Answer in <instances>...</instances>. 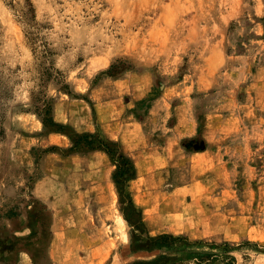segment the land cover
<instances>
[{"label": "rangeland", "instance_id": "obj_1", "mask_svg": "<svg viewBox=\"0 0 264 264\" xmlns=\"http://www.w3.org/2000/svg\"><path fill=\"white\" fill-rule=\"evenodd\" d=\"M87 133L135 164L123 198ZM231 170L233 235L148 245ZM161 255L264 264V0H0V264Z\"/></svg>", "mask_w": 264, "mask_h": 264}, {"label": "crops", "instance_id": "obj_2", "mask_svg": "<svg viewBox=\"0 0 264 264\" xmlns=\"http://www.w3.org/2000/svg\"><path fill=\"white\" fill-rule=\"evenodd\" d=\"M227 177L225 179L219 178L217 175L211 179V183L207 182L206 179H201L198 181L196 192V197L192 200V203H197L198 201L203 203V208L198 212H187L185 218H180L176 221L170 222L169 228L165 225H161L159 228H162L157 233H154L152 236L160 234H170L173 236H186L191 238L189 235L195 234V239L202 238H225L227 234L233 235L236 232L233 222L225 221L227 208L224 205H228L232 199L235 198V195H232L235 188L234 185H237V182H240L242 187L244 186V191L247 192V196H243L244 205H249L250 200V179L244 176V172H236L235 170L226 171ZM241 175V176H240ZM244 176V177H243ZM222 178V177H220ZM208 203L215 206H220L213 208L211 211L209 209ZM154 212V211H151ZM215 213V214H214ZM154 214V213H152ZM246 215V216H245ZM242 220H248L247 214L241 215ZM154 219L156 216L153 217ZM250 223L247 228H250ZM179 227L175 230V228ZM174 228V229H171ZM150 230V229H149ZM251 231H249L250 233ZM247 234V233H246Z\"/></svg>", "mask_w": 264, "mask_h": 264}, {"label": "trees", "instance_id": "obj_3", "mask_svg": "<svg viewBox=\"0 0 264 264\" xmlns=\"http://www.w3.org/2000/svg\"><path fill=\"white\" fill-rule=\"evenodd\" d=\"M42 109V108H41ZM43 111L40 110V112ZM43 122L45 125L48 124V119L43 118ZM73 147L72 151H93V150H104L111 158V160L116 165V170L113 175V179L121 197L123 198L124 192L127 193V188L129 186L130 181L136 178L137 176V169L135 164L129 158L124 151L119 147V145L115 143H108L102 138L95 136L93 134H84L83 136L76 135L72 137ZM128 200L129 206L136 211L138 216V225L140 227H144L143 219H142V212L141 210L135 205L131 195L128 193L126 195ZM183 240H187L182 237H175L170 234H161L156 237H148V245L151 247H162L163 243H168V245H174L177 242H181ZM131 264H183L180 262L177 256H170V255H161L155 260L152 261H137ZM200 264V263H199Z\"/></svg>", "mask_w": 264, "mask_h": 264}, {"label": "bare ground", "instance_id": "obj_4", "mask_svg": "<svg viewBox=\"0 0 264 264\" xmlns=\"http://www.w3.org/2000/svg\"><path fill=\"white\" fill-rule=\"evenodd\" d=\"M101 195V194H100Z\"/></svg>", "mask_w": 264, "mask_h": 264}]
</instances>
